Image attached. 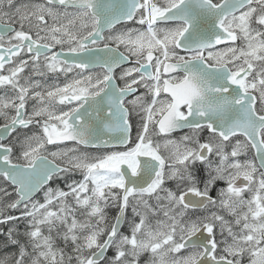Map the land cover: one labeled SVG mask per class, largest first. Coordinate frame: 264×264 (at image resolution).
Wrapping results in <instances>:
<instances>
[{
    "label": "snow or ice",
    "instance_id": "1",
    "mask_svg": "<svg viewBox=\"0 0 264 264\" xmlns=\"http://www.w3.org/2000/svg\"><path fill=\"white\" fill-rule=\"evenodd\" d=\"M0 93V264H264V0H0Z\"/></svg>",
    "mask_w": 264,
    "mask_h": 264
},
{
    "label": "flooded vegetation",
    "instance_id": "2",
    "mask_svg": "<svg viewBox=\"0 0 264 264\" xmlns=\"http://www.w3.org/2000/svg\"><path fill=\"white\" fill-rule=\"evenodd\" d=\"M17 2H18V3H20V2H29V0H17ZM118 27H120V26H118ZM238 43H239V42H238ZM117 71H119V70H117ZM0 94H2V93H0ZM134 119H135V118H134ZM0 123H3V121L0 120ZM32 131H35V129H32ZM185 131H186V130H185ZM182 134H183L182 132H177V133H174V136L178 137V136H180V135H182ZM88 151L93 152V153L96 152V150H94V149H89ZM240 159L243 160V159H245V157L242 156V157H240ZM76 178H79V176L77 175ZM218 183H219L218 186L223 184V182H218ZM212 195L215 196V190L213 191ZM108 212H109V216H112V215H114L115 210H114V209H109ZM121 231H122V232H127V231H128V226H127V224H125V225L122 227ZM108 255H109V256L112 255L111 250L109 251Z\"/></svg>",
    "mask_w": 264,
    "mask_h": 264
},
{
    "label": "rangeland",
    "instance_id": "3",
    "mask_svg": "<svg viewBox=\"0 0 264 264\" xmlns=\"http://www.w3.org/2000/svg\"><path fill=\"white\" fill-rule=\"evenodd\" d=\"M21 229H23V228H21ZM2 239L3 238L0 237V240H2ZM13 251H15V248L9 247V248L5 249V248H3L2 245H0V257H2L5 254V252H13ZM145 259H146V257L141 258V264H144Z\"/></svg>",
    "mask_w": 264,
    "mask_h": 264
},
{
    "label": "trees",
    "instance_id": "4",
    "mask_svg": "<svg viewBox=\"0 0 264 264\" xmlns=\"http://www.w3.org/2000/svg\"><path fill=\"white\" fill-rule=\"evenodd\" d=\"M61 187H63V185H61Z\"/></svg>",
    "mask_w": 264,
    "mask_h": 264
},
{
    "label": "bare ground",
    "instance_id": "5",
    "mask_svg": "<svg viewBox=\"0 0 264 264\" xmlns=\"http://www.w3.org/2000/svg\"><path fill=\"white\" fill-rule=\"evenodd\" d=\"M219 184V183H218Z\"/></svg>",
    "mask_w": 264,
    "mask_h": 264
}]
</instances>
